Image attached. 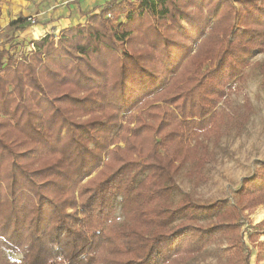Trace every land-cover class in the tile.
<instances>
[{"label": "trees", "instance_id": "16d2710c", "mask_svg": "<svg viewBox=\"0 0 264 264\" xmlns=\"http://www.w3.org/2000/svg\"><path fill=\"white\" fill-rule=\"evenodd\" d=\"M238 2L237 13L231 0H109L28 54L0 49V264H188L216 228L236 224L240 208L226 199L173 197L182 169L203 179L210 159L191 153V138L216 129L210 103L264 52V0ZM123 12L127 22L116 24ZM171 99L183 104L169 108ZM73 106L112 113L77 120ZM121 139L126 149L111 148ZM238 197L264 203V162ZM232 242L242 254L244 241Z\"/></svg>", "mask_w": 264, "mask_h": 264}, {"label": "rangeland", "instance_id": "374dc122", "mask_svg": "<svg viewBox=\"0 0 264 264\" xmlns=\"http://www.w3.org/2000/svg\"><path fill=\"white\" fill-rule=\"evenodd\" d=\"M69 1L70 4L74 3L72 0ZM76 1L78 2V0ZM229 6L236 9L237 13L240 11L238 0H231ZM98 8L100 7L87 10L88 14L90 16L94 15L95 13L92 15L90 13ZM192 10H194V7ZM30 17H34L36 19L35 23H37L36 16ZM127 17L128 12H123L118 17L119 20L116 24L127 22ZM27 18L18 20L21 24H35L30 23ZM86 21L80 23V25L86 24ZM63 30L52 34L58 39ZM229 37L230 40H233L232 35ZM140 39L142 38L137 37L130 44L135 42L136 45V42ZM0 40H2L0 47L3 45V47L10 49L18 57L28 54L34 48V42L30 43L27 40H20L19 36H15L12 31L1 34ZM195 45H200V49L204 50L207 43L204 39L203 41L199 40ZM250 62L246 69L245 80L235 82L233 89L218 96L216 100L214 99L210 103L211 109L214 108V110L209 116H216V129L208 133L205 131L197 132L196 137L191 138V146H195L196 143L198 145V148L191 153L194 155L198 152L200 156H209L208 159H210L205 167L202 168V181L196 184L187 175L189 170H194L193 165L182 169L177 174L180 191L173 197L175 203H178L185 193H190L192 198L199 203L208 204L216 200L226 199L230 204H237L240 208L238 218L235 220L236 224L229 228L223 225L222 228H216L213 233L216 238L205 244L198 256L188 262V264H264V203L256 204L252 207H244L245 203L240 202L238 199V191L242 187L244 179L252 176L258 170L260 164L264 162V75L262 73L264 52L255 53L251 57ZM171 100L174 101L171 102L169 108H175V102L179 105L183 104L182 101H177V99ZM141 107L145 108V106ZM73 109L79 114L77 120L85 121L91 120L92 117L103 119L112 113V110L102 109L94 112L96 115H91L74 106ZM138 113L140 111L134 108L132 114H135V118ZM161 117H163V113L147 120L156 126L161 121ZM207 117L199 116L196 121H201L202 118ZM136 122H133L132 126H137ZM120 123L122 125L123 123L125 124L122 121ZM155 136L162 137V135ZM148 142L149 140L139 138L134 143L148 148ZM115 147L126 149L127 142L124 139L117 140L115 144L111 145V148ZM160 152L163 153L161 150ZM107 159H105L98 171H95L84 180V185L99 176L98 173L106 165ZM38 162L42 164L43 161L39 159ZM71 210L70 208L68 209V211ZM116 215L118 221L122 222L123 215L120 207ZM236 239L240 242L244 241L241 248L243 249L242 254L238 252L240 251L239 246L232 242V240ZM5 256L12 261H22L24 253L8 251L5 252Z\"/></svg>", "mask_w": 264, "mask_h": 264}, {"label": "crops", "instance_id": "0c3cea01", "mask_svg": "<svg viewBox=\"0 0 264 264\" xmlns=\"http://www.w3.org/2000/svg\"><path fill=\"white\" fill-rule=\"evenodd\" d=\"M75 1L70 4L69 0H0V35L12 31L20 40L33 43L48 34L84 23L90 17L87 10L99 6L90 14L97 13L109 0ZM30 16H36L37 23L17 22ZM4 48L3 45L0 47Z\"/></svg>", "mask_w": 264, "mask_h": 264}, {"label": "built area", "instance_id": "2783aa9c", "mask_svg": "<svg viewBox=\"0 0 264 264\" xmlns=\"http://www.w3.org/2000/svg\"><path fill=\"white\" fill-rule=\"evenodd\" d=\"M30 23H35L36 19L34 17H28L27 18Z\"/></svg>", "mask_w": 264, "mask_h": 264}]
</instances>
